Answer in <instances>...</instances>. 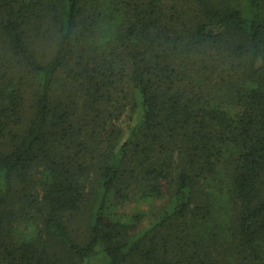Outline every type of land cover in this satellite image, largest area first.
<instances>
[{"label":"trees","instance_id":"16d2710c","mask_svg":"<svg viewBox=\"0 0 264 264\" xmlns=\"http://www.w3.org/2000/svg\"><path fill=\"white\" fill-rule=\"evenodd\" d=\"M101 259L264 264V0H0V264Z\"/></svg>","mask_w":264,"mask_h":264},{"label":"rangeland","instance_id":"374dc122","mask_svg":"<svg viewBox=\"0 0 264 264\" xmlns=\"http://www.w3.org/2000/svg\"><path fill=\"white\" fill-rule=\"evenodd\" d=\"M135 123L134 120L131 119V114L130 113H126L125 116L123 117L122 121H121V127L124 129V131L127 133L129 132V128L131 126H133ZM127 210L130 211L129 208H127ZM106 260L105 259H101V261H99L98 263L96 264H106L105 262Z\"/></svg>","mask_w":264,"mask_h":264}]
</instances>
